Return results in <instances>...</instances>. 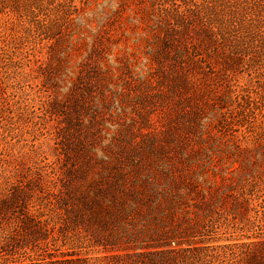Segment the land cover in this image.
Listing matches in <instances>:
<instances>
[{"label":"rangeland","instance_id":"374dc122","mask_svg":"<svg viewBox=\"0 0 264 264\" xmlns=\"http://www.w3.org/2000/svg\"><path fill=\"white\" fill-rule=\"evenodd\" d=\"M0 264H264V0H0Z\"/></svg>","mask_w":264,"mask_h":264}]
</instances>
